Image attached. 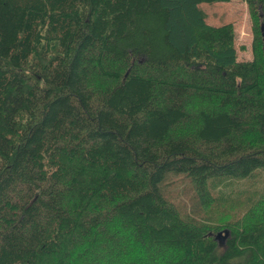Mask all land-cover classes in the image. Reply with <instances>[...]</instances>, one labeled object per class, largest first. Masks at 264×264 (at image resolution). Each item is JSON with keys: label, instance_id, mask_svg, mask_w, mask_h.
I'll use <instances>...</instances> for the list:
<instances>
[{"label": "trees", "instance_id": "trees-1", "mask_svg": "<svg viewBox=\"0 0 264 264\" xmlns=\"http://www.w3.org/2000/svg\"><path fill=\"white\" fill-rule=\"evenodd\" d=\"M229 1L0 0V264H264V0L247 61Z\"/></svg>", "mask_w": 264, "mask_h": 264}, {"label": "rangeland", "instance_id": "rangeland-1", "mask_svg": "<svg viewBox=\"0 0 264 264\" xmlns=\"http://www.w3.org/2000/svg\"><path fill=\"white\" fill-rule=\"evenodd\" d=\"M198 8L205 13L207 25L218 27L224 24H232L235 32L234 47L237 53V60H251L252 22L244 1L230 0L225 3L200 4ZM263 186L264 184L260 189ZM225 231L228 233L226 236L224 235ZM229 236L230 232L224 229L220 232V236L216 241L223 246Z\"/></svg>", "mask_w": 264, "mask_h": 264}, {"label": "water", "instance_id": "water-1", "mask_svg": "<svg viewBox=\"0 0 264 264\" xmlns=\"http://www.w3.org/2000/svg\"><path fill=\"white\" fill-rule=\"evenodd\" d=\"M227 234H228V233L225 231V232H224V235L226 236ZM219 236H220V233H218V235L216 236V239H218Z\"/></svg>", "mask_w": 264, "mask_h": 264}]
</instances>
